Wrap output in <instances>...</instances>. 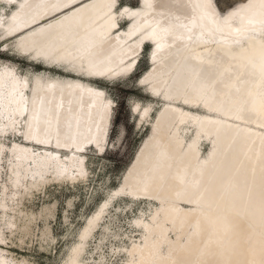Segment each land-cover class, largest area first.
Here are the masks:
<instances>
[{"label": "bare ground", "instance_id": "obj_1", "mask_svg": "<svg viewBox=\"0 0 264 264\" xmlns=\"http://www.w3.org/2000/svg\"><path fill=\"white\" fill-rule=\"evenodd\" d=\"M119 1L0 0L2 48L60 73L0 65L4 228L26 237L34 218L22 216L24 202L88 182L86 153L106 152L113 116L96 83L132 77L148 47L136 81L161 106L151 119V104H127L149 133L63 264H88L83 245L115 198L153 205L134 220L141 238L127 264H264V0L224 11L216 0ZM3 252L0 264H29Z\"/></svg>", "mask_w": 264, "mask_h": 264}, {"label": "rangeland", "instance_id": "obj_2", "mask_svg": "<svg viewBox=\"0 0 264 264\" xmlns=\"http://www.w3.org/2000/svg\"><path fill=\"white\" fill-rule=\"evenodd\" d=\"M238 1L240 0H216L220 11H224ZM137 4L138 0H122L118 3L120 7L123 5L135 7ZM10 12L11 9L8 7L3 10L5 17ZM9 44L10 42L6 45ZM149 51L150 48L145 47L138 67L129 79L111 84L96 83L99 87L105 88L107 96L113 102V116L106 152L103 150L105 154L102 152L101 156H98L99 152L86 153L88 182L79 183L74 187L62 185L46 188L39 195L33 196L29 202H24V206L20 207L25 213L22 216L34 218L30 224V233L26 237H21L18 232L10 234L4 228L2 219L5 220L6 217L0 210V235L5 239L0 250L4 251L3 254H8L6 255L8 258L29 264H63L72 247L77 244L78 234L86 220L95 213L108 192L118 186L124 171L150 130L147 124L139 129L136 118L131 110H128L127 104L129 103V107H132V101L151 104L153 107L150 113L151 119L156 116L161 106V102L149 97L142 83L136 81V78L149 67L146 63L147 57L150 56ZM0 65L13 66L21 73L47 71L51 75L60 74L56 70L46 69L41 65L30 63L25 58L15 56L13 51H5L1 43ZM191 134L192 129L186 132V139ZM14 139L8 137L1 143L8 147ZM208 148L209 142L202 141L201 154L205 155ZM2 156L0 157L2 163V165L0 163L2 171L0 188L9 185L6 174L10 158L7 152ZM152 210L153 205L130 202L124 198L113 199L101 216L93 234L83 245L80 259L88 264H127L129 258L126 251L131 241L141 238V232L135 227L134 220L143 214L144 218L148 219Z\"/></svg>", "mask_w": 264, "mask_h": 264}, {"label": "snow or ice", "instance_id": "obj_3", "mask_svg": "<svg viewBox=\"0 0 264 264\" xmlns=\"http://www.w3.org/2000/svg\"><path fill=\"white\" fill-rule=\"evenodd\" d=\"M9 2L11 3V2H12V0H9Z\"/></svg>", "mask_w": 264, "mask_h": 264}, {"label": "trees", "instance_id": "obj_4", "mask_svg": "<svg viewBox=\"0 0 264 264\" xmlns=\"http://www.w3.org/2000/svg\"><path fill=\"white\" fill-rule=\"evenodd\" d=\"M141 75H142V74H141ZM141 75H140V76H141ZM140 76H139V77H140Z\"/></svg>", "mask_w": 264, "mask_h": 264}]
</instances>
